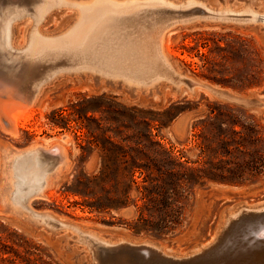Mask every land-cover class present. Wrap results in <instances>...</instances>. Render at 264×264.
Segmentation results:
<instances>
[{
  "label": "rangeland",
  "instance_id": "obj_1",
  "mask_svg": "<svg viewBox=\"0 0 264 264\" xmlns=\"http://www.w3.org/2000/svg\"><path fill=\"white\" fill-rule=\"evenodd\" d=\"M20 1H23L22 3L24 4L22 5H25L29 11H32L34 7L33 1L36 2L38 0H18L17 2L16 0H0V9L9 5L11 2L18 4L21 3ZM168 1L187 6V3L191 0ZM195 1L205 4L207 8H210L211 10L215 9L213 10L214 12L216 11L220 13L223 11L225 13L228 9V11L230 10L229 13L231 14V17L223 18V20L216 18H206V14L203 11L199 12L202 7L198 5H194L196 9H193V6H191L189 8H185L184 11H182L183 8L174 10V8L169 9L168 7H156V9L159 8L158 11L161 9V11L158 12L155 8H146L145 11H141L142 13L144 12V17L139 12V15L136 14L137 16H131L132 21L123 25V27H120V31L122 30L124 34L120 32L119 29L116 32H113L114 34L116 33L115 36L113 33H111L109 39L110 42L108 43L109 47L106 46L104 49L107 48V52L112 49L109 53H113L115 55V51L119 50L118 48H123L124 46L122 43H120L123 39L121 41L119 40L122 35H124L123 38L128 40L130 38V40L135 41L137 45H134V47L130 49V52H132V60L135 63H138V66L141 65L144 68V72H146L145 70L149 68L150 72L158 73L162 76L161 79L152 85H129L120 78L108 77L106 74L100 72L97 67H83V64H78V66L75 65L73 67L69 66L70 62L67 59L62 58L63 60L59 59L61 61L52 60V62L48 60V62L45 61L43 62L44 64L42 63L40 66L42 69L41 71L53 72L51 74L49 73L46 78H44V76L43 79V75H40L41 73H39V76L36 80L39 90L37 91L36 96L33 98V96H30V91L33 90V84H31L32 79L29 78V80L22 78L26 75L22 77L20 76V71L23 69L20 67V63L16 62L14 56L12 57L7 56L5 53L3 54L4 50L0 46V50L2 51V54L0 51V229L5 230L2 233L3 235H8L11 231H14L24 236L32 244L31 251L33 254L30 255V264H42L41 260L47 262L48 264H95V262L96 264H103L105 262V264H140L136 257V249L133 247H135L134 244L138 243V241L144 237V234H146L144 233L142 235H137V233L125 229L123 232L127 237L117 239L114 236L115 234H111L110 227L105 224H119L118 217H113L110 213H100L95 210H91L83 202V197L81 195L67 190L66 187L72 183L75 169L78 165L80 154L79 143L83 141L81 136L82 131L78 129L77 123L75 121H70L68 127L55 125L51 120V112L53 110L62 111L68 107L70 102H74L84 95L90 96L101 93L115 95L119 101L126 105L137 106L143 109H152L155 111H161L172 101L181 99L183 97H187L191 101H200V105L197 109L181 113L169 125H160L158 122H156L152 128L153 132L156 134V139L162 141L168 146H171L177 154H183L185 157L190 159L195 158L191 124L198 114L208 109L207 104L210 101L240 106L246 109L249 113L254 114L264 125V111H258L252 108L250 105L228 100L213 93L206 87H197L193 92L190 93L187 90L177 87L173 82L177 79V74L181 72L204 83H217L203 77L200 74V66L202 65L203 61L199 55L188 51L186 47L194 45L198 38H200L202 41L204 38L212 37L213 35H220L223 33H229L231 37H241L248 40L251 46V52L245 57V62H249L252 59L261 60L264 65V22L259 19L253 20L246 17L240 18L235 15V13H243L248 11L263 13L264 0ZM30 5L31 7H29ZM55 6L46 12L43 19L38 21L27 15L15 17L16 20L11 21L12 45L14 47L25 49L29 42L28 38L30 37V34L34 30L35 26H37V30L44 35L52 36L61 34L65 32L79 16L77 7L69 4H63V6L60 5L57 7ZM162 9L164 10L162 11ZM195 10L198 12L195 13ZM154 11L155 14L153 15L154 18H156L154 19L152 15L151 20L150 15L154 13ZM164 11L167 12L165 13ZM179 11L181 14H183L181 15ZM188 11H190L191 14H187ZM162 12L164 13L162 14ZM199 13H201L202 16L205 14L203 18H198L188 22H178L171 29L166 30L162 35L163 43L165 40H167L164 44L166 45L168 43L170 46L169 48L171 53H168L166 51L165 45L162 44L164 46L163 49L165 48V54L172 59L173 69L170 70L163 66L159 61H155L154 43L158 35L157 33L164 29L167 23L175 19L182 18V16L197 15ZM170 14L172 15V20L168 17ZM138 16L141 18L143 17L141 21L144 23L141 21L140 23H136L138 22L136 20L140 18ZM146 16H148L147 20ZM133 17H136L137 19ZM124 27L127 29H123ZM135 28L139 31H137ZM130 32L136 33V35ZM118 33H122L120 35L121 37ZM112 38L113 40H111ZM114 42L116 43V48L114 47ZM119 43L121 44L120 46H118ZM221 43L224 44V42ZM199 48L202 51L205 50L201 46ZM104 49H100L99 52L105 53L106 51ZM11 53L16 55L17 52L14 50L11 51ZM8 57L10 60L7 59ZM57 62L61 63L58 64ZM55 65L56 67H54ZM59 66H61V68L57 69ZM13 78L16 80L15 83L18 82L17 84H19L20 80H22L19 85L21 86L20 91H23V93L19 99H21L23 105L17 108H7L1 102V100H8V96H6L7 90L2 86L1 80L11 83L15 81ZM23 80L24 82L27 80L29 81L24 83ZM220 85L231 90L230 92H239L244 95L255 94L257 96L264 97V85L246 89L233 88L231 86L222 84ZM23 94L25 95L23 96ZM26 94H30V98ZM24 103H26V105ZM22 111L24 113H21ZM1 119L5 122L1 121ZM3 123H6V127H4L5 125ZM13 126L16 129V132H14ZM8 127L11 129L9 130ZM63 136H67L68 139L63 143L67 157L66 163L57 171L48 175L47 185L44 188L40 190L37 188L39 177L45 167L43 157L44 152H34L24 156L19 161L17 173L15 174L11 157L13 152L26 150L38 143L50 145L54 141L60 140V138ZM32 156L34 159H32ZM98 161L99 158L97 153L93 154L85 164L86 170L88 172L95 171L98 168ZM16 181L21 185H24L25 188L14 189L13 183ZM16 190V196L14 197V191ZM24 194H26V196ZM18 197L20 198L18 199ZM16 198L17 200H15ZM263 200L264 174L257 181H247L246 183H211L207 189H198L195 203L190 214L191 224L188 229L176 236H157L151 234L152 236L148 235L149 239L147 240L160 245L164 251L168 253L186 255L194 245L214 236L216 229L222 226L224 223L226 219L225 213L228 208L260 204L263 202ZM20 201L23 202L21 203ZM28 208L31 210V214L34 213L33 215L30 214ZM124 213H126V211H124ZM49 215H52L53 217ZM33 216L35 217L33 218ZM126 216L128 215L125 214L124 217ZM263 217L257 218L251 216L248 212H240L239 216L230 220V222L225 225L226 230L223 228L220 239L216 241V250L214 249L209 254L201 258H184L164 261L158 258L156 255L150 253V256L147 258L150 260L148 264H264V256L255 257L253 255L254 252L262 251V248H264V242L261 243L259 247L255 246L252 248L253 245L251 246L253 240L252 236L255 235L253 231L259 225H261V223L263 224ZM51 218L55 219L52 220ZM251 220L253 223H251ZM59 221L63 222L59 223ZM110 221H113L114 223H111ZM54 222H57V224ZM255 223L257 226L255 225L254 229H252L253 227L250 224H253L254 226ZM51 224L53 226L56 225L57 227H53ZM63 225H65L64 227L66 228L62 227ZM206 225L208 226V229L205 233H203V228ZM242 225H246V227L244 226L245 230L241 228L243 227ZM70 226L75 227L71 228ZM250 226L252 228H250ZM67 227L69 228L67 229ZM78 228L80 231L83 230V232L88 231L86 233L93 232L92 234L96 235L98 238H102L101 240L117 243L118 245L112 244L111 246H102L94 241H91L90 246H88L89 243H85V241L83 242L81 239L82 231L80 232ZM242 229L248 232L247 236L249 237L244 236L246 232L243 233ZM234 231L236 232L234 233ZM242 236L245 240H243ZM230 237H232L234 242L239 239L237 240L238 243L232 242L233 244H230L228 240L230 239V241H232ZM121 240H129L135 243L128 245L127 243H118ZM226 241L229 245L224 243ZM247 241L251 242L249 243V246L247 245L248 243H246ZM222 243H224L225 246L228 245L231 248L228 249L229 247H225L224 244L222 245ZM233 245H236V247ZM92 246L94 249H96L95 251ZM222 246L223 248L225 247V250L221 249ZM36 247H38V249ZM218 247L221 248L219 249ZM18 248L21 251V254L26 256L24 248ZM244 249L246 251H244ZM92 254L95 255V258H93ZM20 263L24 264V261L20 259Z\"/></svg>",
  "mask_w": 264,
  "mask_h": 264
},
{
  "label": "trees",
  "instance_id": "obj_2",
  "mask_svg": "<svg viewBox=\"0 0 264 264\" xmlns=\"http://www.w3.org/2000/svg\"><path fill=\"white\" fill-rule=\"evenodd\" d=\"M228 35L198 38L186 47L203 61L200 74L233 88L263 86L262 61L245 62L251 52L248 40ZM199 105L200 101L183 97L155 111L101 93L84 95L62 111L53 110L55 125L68 127L75 121L82 131L78 165L67 190L81 195L91 210L118 217L134 233L176 236L184 232L191 224L198 189L211 183L257 181L264 174V125L240 106L210 101L208 109L194 118V159L155 138L154 123L169 125ZM95 153L98 168L88 172L85 164ZM207 229L206 225L203 233ZM4 231L0 229V264H21L20 259L30 264L32 244L14 231L3 235ZM18 247L24 248L26 256Z\"/></svg>",
  "mask_w": 264,
  "mask_h": 264
},
{
  "label": "bare ground",
  "instance_id": "obj_3",
  "mask_svg": "<svg viewBox=\"0 0 264 264\" xmlns=\"http://www.w3.org/2000/svg\"><path fill=\"white\" fill-rule=\"evenodd\" d=\"M17 1L18 0H16V2ZM2 2H4V1H2ZM20 2L21 3H18V4H15V3L11 2L9 5L4 6L2 9H0V46L4 50L3 54L5 53V54H7V56H12V57L14 56L16 62L20 63L19 64L20 67L23 68L22 71H20V76L22 77V76L26 75L25 77H22V78H24V79L31 78L32 79V83L31 84H33V90L30 91L31 95L30 94L29 95L31 97L33 96V98L36 96L37 91L39 90L38 83H36V80H37V78L39 76V73H41L40 75H43L42 76V79H43L44 76H45L44 78H46L49 73L51 74L53 72V71H50V72L41 71L42 69H41L40 66L42 65L43 62H45V61L48 62V60L57 61L59 59L63 60L65 58V59H67L70 62L69 66H72V67L75 66V65L78 66V64H83V67L84 66L92 67V68L97 67L100 72L106 74L108 77L120 78L122 81H124L125 83H127L129 85H137V86H139V85H152L156 81L161 79L162 78L161 75H159L158 73L150 72L149 68H147V70H145L146 72H144L143 71L144 68L141 65L138 66V63H135L132 60V58H131V56H132L131 53L132 52H130V49H132L134 47V45H137V44L135 43V41L130 40V38H129V40L126 39V38H123L124 35H122V37L120 36L122 33L124 34V32H122V30L120 31V27H123V25H125L126 23L132 21V17L131 16H134V15L137 16V15H139L138 14L139 12L143 16L144 12L142 13L141 11L142 10L145 11L146 8H152V9L155 8L156 9V7H168L169 9L170 8H172V9L174 8V10H176V9L178 10V8L179 9L183 8L182 11H184L185 8H189V7L193 6V9H194L195 8L194 5L195 6L198 5V6L203 8V12L206 14V16H205L206 18H213V19L216 18V19H220V20L222 19L223 20V18L231 17L230 16L231 14L229 13L230 10L228 11V9L226 10L225 13L223 11L220 12V13L216 12V11L214 12L213 10H215V9L211 10L210 8H207V6L205 4H203L201 2H198V1H195V0L189 1L187 3V6H184L183 4H176V3L172 2V1H168V0H89V1H81V0H38L36 2L33 1L34 7H33L32 11H29V9H27L25 5H22V4H24V3H22L23 1H20ZM2 4H4V3H2ZM63 4L64 5L65 4H69V5H72L74 7H77V10L79 11V16L77 17L76 21L65 32H63L61 34L49 36V35L42 34L40 31L37 30V26H35L34 30L31 32V34L29 33L30 34V37L28 38L29 42H28L27 47L25 49L14 47L12 45V43H11V21L12 20L13 21L16 20L15 17L27 15V16L35 19L36 21H38V20L43 19L45 14H46V12L49 9H51L53 6H55V5H56L55 7L60 6V5L63 6ZM31 5H32V3H31ZM31 5L29 7H31ZM247 7H249V6H247ZM158 9L159 8H157L156 10L158 11ZM164 9H162V11ZM160 11H161V9L158 12H160ZM191 11H194V10H191ZM164 12H162V14ZM168 12H170V11H168ZM197 12L198 11H196L195 13H197ZM199 12H201V11L199 10ZM148 13H149V9H148ZM179 13H180V11H179ZM189 13H190V11H188L187 14H189ZM153 14H155V11H154V13H152L150 15L151 16L150 17L151 20H152V15ZM170 15L168 17H169V19L172 20V15H171V18H170ZM235 15L240 17V18L246 17V18H250V19H253V20L259 19V20H262L264 22V12L263 13H255L254 11H248V12H243V13H235ZM203 16H199V17L197 16V17L198 18H203ZM138 17H140V16H138ZM157 17H159V16H157ZM176 17H177V15H176ZM133 18H136V17H133ZM140 18H138V20H136V21H138L136 23H140V21L142 20V18L141 19ZM147 18H148V16H146V20H147ZM153 18H154V15H153ZM158 19H161V18H158ZM146 20H144V21H146ZM133 22H134V19H133ZM141 22H143V21H141ZM132 23H131V25H132ZM155 25H154V27H155ZM142 26L145 27L144 25H142ZM118 29H119L120 32H122L121 34L118 33L119 36L121 37L119 40L121 41L123 39L122 42H120V41H118V42L122 43L124 46H123V48H118L119 50L116 49L117 51H115L116 52L115 55L113 53H112L113 54L112 55V54L109 53L112 49L109 52H107V50H106L107 48L106 49H104V48L106 46H108V43L110 42L109 39H110L111 33H113L114 31L116 32ZM123 29H127V28L124 27ZM128 29H129V27H128ZM166 30L167 29L164 28V29H162L161 31H159L157 33L158 35H157V38H156L155 43H154V60L155 61H159L163 66H165L166 68L171 70V69H173L172 59L168 55L165 54V52H164L165 48L163 49L164 46L162 45V44L166 43L165 41H167V40H165L164 43H163V40H162V35L164 34V32ZM123 31H125V30H123ZM137 31H139V30H137ZM132 32H135V31H132ZM132 32H130V33H132ZM115 34H114V36H115ZM125 34H126V32H125ZM132 34L136 35V33H132ZM128 36H129V34H128ZM113 38H115V37H113ZM113 38L111 40H113ZM116 38H119V37H116ZM163 39H164V37H163ZM116 43H117V41H116ZM116 43L114 42V45ZM120 43H119L118 46L121 45ZM114 47L116 48V45ZM165 47H166V51L168 53H171V50L169 48L170 46H169L168 43L165 45ZM112 48H113V46H112ZM100 49H104L106 52L105 53L99 52ZM108 49H110V48H108ZM14 50L17 52L16 55H13L11 53V51H14ZM113 50H114V48H113ZM1 54H2V51H1ZM7 59H9V57ZM61 60H59V61H61ZM120 62H121L122 65L120 64ZM60 63H58V64H60ZM65 64H66V62H65ZM54 67H56V65ZM60 68H61V66L57 67V69H60ZM43 69H46V68H43ZM179 74H180L179 76L181 77L182 73H179ZM13 77L15 78L14 75H13ZM42 79H41V81H42ZM29 80H27L26 82H28ZM21 81L22 80H20V82ZM175 81H177V80H175ZM175 81H173V82H175ZM15 82H16V80L14 82H11V83L10 82H6L4 80H1L2 86L5 87L6 90H7L6 96H8V100H5V99H7V98H5L4 99L5 101L1 100V102L7 108H17V107H20V106L23 105V103L21 102V99H19V97L23 93V91H20V88H21V86L19 85L20 82H19V84H17L18 82L17 83H15ZM23 82H24V80H23ZM26 82H24V83H26ZM210 86H213V85L211 84ZM223 90L229 91V92L231 91V90L226 89V88L223 89ZM217 93L220 94L221 96H223V94H224L221 91H218ZM24 95L25 94H23V96ZM26 95H28V94H26ZM29 95H28V97H29ZM29 101H30V99H29ZM24 104L26 105V103H24ZM21 113H24V112L22 111ZM5 116H7V115H5ZM12 116H13V114H12ZM0 117H1V114H0ZM9 119H10V117H9ZM1 121H3V120L1 119ZM3 122H5V121H3ZM3 124L5 125L6 123H3ZM4 127H6V125ZM17 127H19V126H17ZM8 129H9V127H8ZM13 130H14V132H16V129L14 128V126H13ZM67 140H68L67 136H63V137L60 138V140H56L50 145L38 143V144H35L33 147L28 148L26 150L13 152L11 157H12L13 168H14L15 174L17 173V168H18L19 161L24 156H27L28 154H31V153H34V152H36V153L37 152H44L43 153V157H44L45 167H44V169L41 172V175L39 177V183L37 184V188H39V190L44 188L47 185V177H48V175L50 173H52V172L57 171L59 168L64 166V164L66 163L67 157H66L65 148H64L63 143L66 142ZM32 159H34L33 156H32ZM34 170H35V168H34ZM12 180H14V179H12ZM13 185H14V189H19V188L23 189V188H25L24 185H21L17 181L15 183H13ZM11 192H12V190H11ZM16 192H17V190L14 191V197L16 196L15 195ZM34 194H36V193H34ZM17 195H18V193H17ZM24 195L26 196V194H24ZM28 195H32V194H28ZM20 196H23V195H20ZM19 198L20 197H18V199ZM15 200H17V198ZM20 202L22 203L23 201H20ZM18 205H20V204H18ZM28 210H29V208H28ZM29 212L31 214V210H29ZM239 212H240V210H238L236 212H230V214L228 215V217H226V219H225L223 224L229 223L230 222L229 220L231 218L235 219L234 218L235 216H237V215L239 216L240 215ZM33 214H31V215H33ZM49 216L53 217L52 215H49ZM34 217L35 216H33V218ZM262 217H259V218H262ZM51 219L54 220L55 218H51ZM246 219H247V217H246ZM45 221H46V219H45ZM48 221H47V223H48ZM56 221H57V219H56ZM257 221H256V223H257ZM60 222L62 223L63 221H59V223ZM259 222H261V221H259ZM241 223H243V222H241ZM251 223H253L252 220H251ZM256 223L254 224V226H253V224H250L253 227L252 228L250 226V228L254 229ZM52 224H53V222H52ZM55 224H57V222ZM74 225H76V224H74ZM55 226L56 225H54L53 227H55ZM64 226L65 225H63L62 227H64ZM244 226L246 227V225H244ZM244 226L241 227V228L244 229ZM73 227H75V226H73ZM73 227H71V228H73ZM64 228H66V227H64ZM68 228L69 227H67V229ZM236 229H237V227H236ZM224 230H226L225 227H224ZM242 230H241V232H242ZM244 230H243V233L246 232V234H244V236L246 237L248 232L244 231ZM248 230H249V228H248ZM79 231H80V229H79ZM81 231H80L81 234H82L81 239L83 240V242L85 241V243H89L88 246H90V242L91 241H94L97 244H100L102 246H108V245L111 246L112 244L118 245L117 243H111V242H108V241L101 240L102 238H100V237L98 238L96 235L92 234L93 232L92 233H86L88 231H86V232H83V230H81ZM251 231H253V230H251ZM235 232L236 231H234V233ZM231 233H233V232H231ZM253 233L255 234V235L252 236L253 237V240H252L253 244L251 242H249V241H247L246 243H248L247 244L248 246H249V243H251V246L253 245L252 248L255 247V246L259 247V245H261V243L264 242V222H263V224L261 223V225H259L253 231ZM236 234L239 235L238 233H236ZM247 237H249V236H247ZM250 237H251V235H250ZM227 238H225V239H227ZM230 238L232 239V237H230ZM238 238H239V236H238ZM242 238H243V236H242ZM225 239H224V241H225ZM228 240H229V242L231 244L232 242L233 243H235V242L238 243L237 240H239V239H237L235 242L233 241V239H232V241H230V239H228ZM243 240H245V239L243 238ZM124 241H126L127 243H132V244L135 243V242H132V241H129V240H121L118 243H121V242H124ZM145 242H148L150 245H152L156 249H160L163 254H168V252L164 251V249L160 245H157L155 243L149 242V240H145ZM226 242H224V243L228 244V242L227 243ZM224 243H222V245ZM225 244H224V246H225ZM228 245H226L225 247H227ZM225 247L223 248V246H222V248L221 247L220 248L222 250L223 249L225 250ZM234 247H236V245ZM92 248L94 249L93 246H92ZM133 248H135V247H133ZM230 248L231 247H229L228 249H230ZM95 250L96 249H94V251ZM100 250H102V249H100ZM215 250H216V248H215ZM222 250H219V251H222ZM242 250H243V248H242ZM89 251H90V249H89ZM244 251H246V250L244 249ZM115 252H117V251H115ZM94 254H96V253H94ZM253 255L255 257L264 256V248H262V251L254 252ZM180 256H182V255H180ZM93 258H95V255H93ZM105 263H103V264H105ZM95 264H96V262H95Z\"/></svg>",
  "mask_w": 264,
  "mask_h": 264
},
{
  "label": "water",
  "instance_id": "obj_4",
  "mask_svg": "<svg viewBox=\"0 0 264 264\" xmlns=\"http://www.w3.org/2000/svg\"><path fill=\"white\" fill-rule=\"evenodd\" d=\"M200 11H203V9H200ZM197 16L199 17L202 15L200 13L197 15L182 16V18L175 19V20L167 23L164 28L169 30L176 23L192 21V20L198 19ZM179 73H181V72H179ZM179 73L177 74V79H176L177 81L174 80L175 81L174 83L177 87H180L183 90H187L188 92L191 93L197 87H206L210 91H212L213 93H215L219 96H221V95L218 94L217 92L218 91L223 92L224 94L222 97H224L228 100L239 102V103H242L245 105H250V106H252V108H254L255 110H258V111H264V97L263 96H257L255 94H245L244 95V94H241L239 92L225 91V90H223L225 88L222 87L219 83H204V82L199 81L198 79L191 77L185 73H182V76L180 77ZM209 84L210 85L212 84L213 86H210ZM238 210H240V212H248L253 217H257V218L262 217V216H264V200L260 204H253L251 206H247V205L246 206H239L236 208H228L226 210L225 216L228 217L230 212H236ZM112 212L115 214L119 213V211H117V210H113ZM237 216H235V217H237ZM232 219L233 218H231L230 220H232ZM105 225L110 227L111 234H115L114 236L117 239L127 237L126 234L123 232V230L126 229V227L123 224L119 223V224H105ZM225 225L226 224H222V226L217 228L213 237H209L205 241H201L198 244L194 245L187 252L186 255H182V256L176 255L174 253L163 254L160 249H156L155 247L150 245L148 242L143 241V240L149 239L148 235L152 236L151 234L137 233V235L144 234V237L140 241H138V243L134 244L135 249L137 251V254H136L137 260L140 262V264H148V262L150 260L147 258L150 256V253H152L153 255H156L158 258H160L164 261H171V260L181 259V258L182 259H184V258H191V259L201 258V257L209 254L211 251H213L215 249V247L217 246L216 241L220 239L221 234L223 232L222 230L225 227ZM121 243H127V242L124 241ZM127 244H132V243H127Z\"/></svg>",
  "mask_w": 264,
  "mask_h": 264
}]
</instances>
